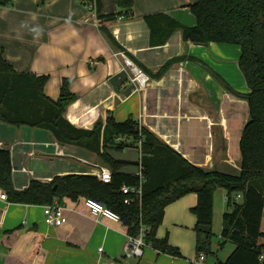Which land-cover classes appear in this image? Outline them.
Instances as JSON below:
<instances>
[{
  "label": "crops",
  "instance_id": "1",
  "mask_svg": "<svg viewBox=\"0 0 264 264\" xmlns=\"http://www.w3.org/2000/svg\"><path fill=\"white\" fill-rule=\"evenodd\" d=\"M100 2V16L115 15L113 20L99 19L95 5L84 0H46L44 4L15 0L0 7L3 58L18 73L46 76L44 94L54 101L63 81H68L76 99L64 119L75 128L92 129L96 123L105 124L108 116L118 123L132 119L176 147L191 164L238 173L239 142L249 118V89L238 65L240 47L197 45L185 41L180 30L163 45L151 43L145 17L162 13L194 27L197 21L189 7L196 0H134L132 18L119 15L115 0ZM121 52L150 77L151 85L139 87L133 82ZM177 59L181 60L159 75L163 65ZM50 139L36 129L0 123V142L8 146L36 142L43 153L28 160L20 149L14 151L16 190L26 189L30 180L48 183L58 176L90 173L89 164L98 161L95 154L80 148L73 150L77 159L55 158L53 148L45 144ZM83 201L58 203L65 208L67 222L49 227L44 206L0 200V264H193L182 254L178 258L150 246L144 248L142 258L125 257V227L104 217L95 220ZM196 204L194 193L179 199L166 208L162 224L183 229L189 222L186 212ZM157 237L165 236L157 233ZM234 248L209 264L225 261Z\"/></svg>",
  "mask_w": 264,
  "mask_h": 264
},
{
  "label": "trees",
  "instance_id": "2",
  "mask_svg": "<svg viewBox=\"0 0 264 264\" xmlns=\"http://www.w3.org/2000/svg\"><path fill=\"white\" fill-rule=\"evenodd\" d=\"M14 1L0 0V7L10 6ZM84 1L95 5L99 19L115 18V15L100 16V0ZM115 1L121 10L119 15L133 17L134 0ZM40 2L44 4L46 0ZM189 9L197 21L194 27H185L162 13L149 15L144 21L150 30L151 43L156 45L165 44L180 30L185 41L197 45L218 43L240 47L238 65L249 89L246 97L249 118L239 142L238 173L207 170L191 164L132 119L118 123L108 116L105 124L96 123L92 129L75 128L64 119L67 107L76 99L69 82L63 81L56 101L48 98L44 94L48 78L16 72L3 58L0 47V123L36 129L60 144L94 153L112 174L110 183L89 174L58 176L48 183L30 180L26 189L18 191L14 187L10 151L0 148V188L6 192L8 202L15 204L45 206L54 201L61 204L64 199L73 202L93 199L120 216L127 235L137 237L142 231L148 246L158 253L178 258L182 255L169 244L168 237H157L166 208L186 195H197V204L192 209L196 218V253L211 254L214 193L223 188L227 192V207L232 210L222 216L219 244L230 242L235 248L225 261L215 264H264V230L261 229L264 212V0H196ZM126 56L129 58L127 53ZM180 60L168 61L159 75ZM133 146L140 149V159L139 156L135 160L120 157L125 149ZM140 167L143 174L141 198L124 205L121 189L138 186L136 172ZM239 194L240 203L233 201Z\"/></svg>",
  "mask_w": 264,
  "mask_h": 264
},
{
  "label": "built area",
  "instance_id": "3",
  "mask_svg": "<svg viewBox=\"0 0 264 264\" xmlns=\"http://www.w3.org/2000/svg\"><path fill=\"white\" fill-rule=\"evenodd\" d=\"M122 18V17H121ZM123 60L126 62L127 66L130 68L132 73L133 82L137 84L139 87H143L145 85H151L150 77L144 73L136 64H134L127 56L126 53H120ZM38 143L33 142L30 145H22L18 143L16 145H6L0 142V148H5L10 151L11 161L16 149H20L22 151L21 156L28 160H34L42 156V150L38 147ZM47 146L53 148V157L61 158V159H75V154L73 150L77 149L70 145H63L55 141L53 138L50 142H46ZM141 144V142H140ZM139 144V146H140ZM24 147V148H23ZM176 151V147L173 148ZM138 148V152H139ZM94 154V153H93ZM96 155V154H95ZM97 157V155H96ZM141 155L139 153V159ZM77 159V158H76ZM98 159V157H97ZM80 160V159H79ZM82 161V160H80ZM83 162V161H82ZM87 163V162H85ZM92 167L90 173H86L92 176H95L98 180L103 183H110L112 179V174L109 168L100 164L99 159L97 162H93L89 164ZM22 171L26 172V169H22ZM139 178V184L136 187H123L121 189L122 194L124 195V205H129L132 199H140L142 193V183H143V174L141 167L136 172ZM0 200L8 201V197L6 192H4L0 188ZM241 200V195H236L233 198V201L238 202ZM84 205L89 211L90 215L97 220L99 217L107 218L113 222L119 223L121 222L120 216L108 208L104 207L101 203L93 200V199H84ZM65 208L59 205L56 201L52 204L44 206V221L45 224L49 227H61L66 224L67 218L65 216ZM148 245L145 243L143 238V233H141L137 237H132L127 235V243L124 247V255L127 258H142L144 254V248ZM102 249H100L101 252ZM206 256L204 253H200L195 260L196 264L205 263Z\"/></svg>",
  "mask_w": 264,
  "mask_h": 264
},
{
  "label": "rangeland",
  "instance_id": "4",
  "mask_svg": "<svg viewBox=\"0 0 264 264\" xmlns=\"http://www.w3.org/2000/svg\"><path fill=\"white\" fill-rule=\"evenodd\" d=\"M70 146L77 148L76 146H73V145H70ZM125 150L127 154L125 155V151H123L122 155H120V157L123 159H131V160L134 159L135 160L139 156L138 149L134 146L132 148L130 147ZM226 195H227V192L223 188H218L214 194L212 244H211L212 253L205 255L206 261L208 264L211 262H214L216 258L217 259L219 258L220 260H222L226 252H231L229 251V249L232 250L233 248V245L231 243L224 244L223 245L225 246L224 248H221L220 247L221 245L219 244V236H220V231L222 228V213L225 211L232 210V208L227 207V198H226V202L224 199ZM238 203H240V200H238ZM186 218L188 219L189 222L185 224L183 229L179 230V229L172 228L171 225L162 224L159 227L157 233L165 237L167 236L169 244L179 249V251L183 255L182 258H186L190 260L193 264H196L195 260L197 259L199 254L196 253V235L193 229L194 224H195V217L192 211L186 212Z\"/></svg>",
  "mask_w": 264,
  "mask_h": 264
}]
</instances>
